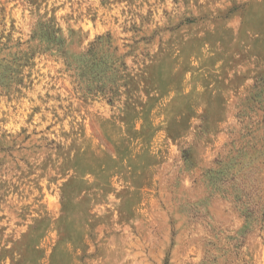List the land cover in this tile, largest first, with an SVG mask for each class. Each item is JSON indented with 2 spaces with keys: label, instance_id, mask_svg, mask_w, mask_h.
<instances>
[{
  "label": "rangeland",
  "instance_id": "374dc122",
  "mask_svg": "<svg viewBox=\"0 0 264 264\" xmlns=\"http://www.w3.org/2000/svg\"><path fill=\"white\" fill-rule=\"evenodd\" d=\"M0 264H264V0H0Z\"/></svg>",
  "mask_w": 264,
  "mask_h": 264
}]
</instances>
